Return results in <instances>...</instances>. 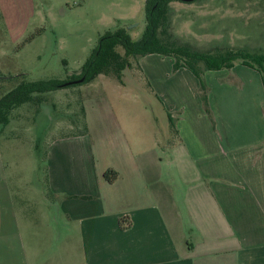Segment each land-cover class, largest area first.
Wrapping results in <instances>:
<instances>
[{
  "label": "crops",
  "instance_id": "0c3cea01",
  "mask_svg": "<svg viewBox=\"0 0 264 264\" xmlns=\"http://www.w3.org/2000/svg\"><path fill=\"white\" fill-rule=\"evenodd\" d=\"M144 2L0 0V18L14 27L33 14L48 17L49 10L40 13L36 6L72 3L91 7L90 15L95 6L108 7L113 15L107 19L127 26L139 21ZM35 29L39 36L42 29ZM139 63L136 69L151 82L159 102L175 110L164 107L173 130L160 132L146 156L136 135L140 119L123 130L125 115H119L121 122L98 112L96 143L84 135L49 147L47 185L37 210L30 207L32 195L17 207L0 175V264H264V87L259 73L242 65L207 71L210 117L191 72L174 71L171 58L156 54ZM132 141L137 145L133 152ZM107 169L118 174L113 183L103 178ZM50 198L57 202L52 220Z\"/></svg>",
  "mask_w": 264,
  "mask_h": 264
},
{
  "label": "rangeland",
  "instance_id": "374dc122",
  "mask_svg": "<svg viewBox=\"0 0 264 264\" xmlns=\"http://www.w3.org/2000/svg\"><path fill=\"white\" fill-rule=\"evenodd\" d=\"M71 4L68 7L36 6V11L40 13L49 10L48 17L41 20L33 14L29 20L15 23L14 27L0 18V69L5 78L17 77L12 81H1V94L22 79L65 80L80 71L99 38L106 33L131 27L129 33L133 40H137L144 30V13L139 21L126 23L128 25L125 26L123 21L107 19L113 15L108 12V7L95 6V13L90 15L91 7L78 8ZM170 7L171 30L182 43L205 51L231 49L251 54L264 53V0L174 1ZM102 9L106 14L103 18ZM208 14L210 16H204ZM35 28L42 29L39 36L35 34ZM30 35H35L32 41H29ZM117 51L123 53L121 47ZM133 67L132 71L135 69ZM131 70L124 72L123 84L113 76L99 75L91 83L75 84L45 93L40 105L25 104L11 113L9 123L0 128V175L12 188L17 207L21 206V198L32 195L34 204L30 207L36 210L40 208L42 189L45 190L47 185V156L51 144L84 135L96 143L101 129L98 112L115 115L121 122L124 118L119 115H125L121 124L123 130L135 125L134 118L136 123L140 119L142 128L137 127L136 135L140 138L139 148L146 146L143 152L148 156L149 144L153 146L160 138V132L170 129L164 107L167 110L171 107L168 103L159 102L141 68L136 72ZM20 74H25L24 78ZM204 80L206 83L205 74ZM208 109L211 117L209 96ZM149 121L152 123L150 126L154 127L152 138L146 129ZM133 134L132 130L131 136ZM129 147L132 152L137 149L133 141ZM98 155L100 153L96 148L97 160L100 159ZM50 202L48 213L52 220L57 215L54 210L57 202L53 198H50Z\"/></svg>",
  "mask_w": 264,
  "mask_h": 264
},
{
  "label": "trees",
  "instance_id": "16d2710c",
  "mask_svg": "<svg viewBox=\"0 0 264 264\" xmlns=\"http://www.w3.org/2000/svg\"><path fill=\"white\" fill-rule=\"evenodd\" d=\"M192 3L198 0H145V26L139 39L133 40L125 27L114 32H108L99 38L92 54L82 65L78 73L70 75L65 80H37L22 79L12 89L0 93V128L9 123L11 113L25 104L40 105L43 95L57 89L74 86L65 85L68 82L84 79L85 85L94 81L99 75L113 76L120 83L126 70L135 66L138 68L140 58L148 55H161L173 60V70L186 69L191 72L199 83V97L205 112L210 116L208 109V88L204 80L207 71L231 70L236 64L257 71L264 87V53L235 52L231 49L222 51L199 50L187 43L180 42L171 30V2ZM32 35L29 41L34 38ZM121 47L123 53L117 48ZM24 78L25 74H20ZM3 76L0 74V77ZM17 77H6L3 80H16ZM84 111V110H83ZM170 128L174 124L169 116ZM117 172L107 169L103 178L108 183L117 179ZM122 225V220L120 221Z\"/></svg>",
  "mask_w": 264,
  "mask_h": 264
},
{
  "label": "water",
  "instance_id": "95a60500",
  "mask_svg": "<svg viewBox=\"0 0 264 264\" xmlns=\"http://www.w3.org/2000/svg\"><path fill=\"white\" fill-rule=\"evenodd\" d=\"M185 1H192V0H185ZM127 29L129 30V29H131V27H127ZM4 78H5L4 76H1V77H0V80H1V79H4ZM83 80H84V79L82 78V79H79V80H77V81L68 82V83H66L65 85L79 84V83H82Z\"/></svg>",
  "mask_w": 264,
  "mask_h": 264
}]
</instances>
